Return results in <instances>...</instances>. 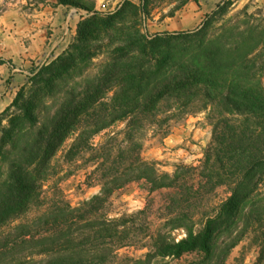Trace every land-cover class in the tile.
<instances>
[{
  "label": "trees",
  "instance_id": "trees-1",
  "mask_svg": "<svg viewBox=\"0 0 264 264\" xmlns=\"http://www.w3.org/2000/svg\"><path fill=\"white\" fill-rule=\"evenodd\" d=\"M57 1L92 12L72 0ZM153 1L142 0L140 8L125 1L107 16L92 12L77 24L67 50L38 68L28 91L18 92L0 114V264H108L109 256L127 246L128 218H107L101 210L115 190L134 180H143L151 191L173 189L170 204L182 205L189 196L222 186L229 195L198 231L186 214H173L171 229L181 228L186 236L171 242L157 232L152 251L129 264H164L188 253L198 257L192 264H225L247 234L258 248L257 264L264 260V18L243 11L242 24L229 23L213 35L203 27L148 36L133 22L139 13L149 16ZM188 1L178 0L172 12ZM225 6L226 1L218 4L212 16L223 15ZM124 19L125 32L117 28ZM102 36L119 45L108 51L101 75L76 82ZM66 81L72 86L65 90ZM198 99L209 108L212 138L198 182L184 193L180 171L193 169L159 173L154 163L141 159L135 137L158 115ZM118 121H125L127 145L110 165L97 166L99 193L78 207L44 195L63 143L76 135L66 154L73 158L89 148L92 136ZM41 207L40 215L27 218Z\"/></svg>",
  "mask_w": 264,
  "mask_h": 264
},
{
  "label": "rangeland",
  "instance_id": "rangeland-1",
  "mask_svg": "<svg viewBox=\"0 0 264 264\" xmlns=\"http://www.w3.org/2000/svg\"><path fill=\"white\" fill-rule=\"evenodd\" d=\"M5 1L1 2L0 0V13L5 6ZM45 1L32 0V2L40 4ZM54 1L58 3L57 0ZM72 1L85 6L92 12H98L102 16L116 13L125 1H130L137 8H140L142 3V0ZM199 1L189 0L180 10L173 13L172 10L178 5V0H154L153 5L149 8V16L139 13L133 24L148 36L161 32L199 31L203 27H206L209 35H213L229 23L242 24L243 18L240 15L243 11L249 14L258 13L264 18V5L254 0H223L227 2L225 13L212 16L214 9L203 20H199L197 16H193L187 11L182 12L187 8V5ZM68 8L76 12L78 23L93 14L79 7L68 6ZM130 21L132 20L128 17L126 24L129 27L133 25L130 24ZM121 25L117 28H122L125 32V19ZM111 32L114 31L108 30V33ZM117 45L119 44L114 39L102 36L99 42L94 44L95 57L83 71V76L78 77L75 81L83 84V78L101 75V69L108 57V51ZM1 61L0 63L3 62ZM39 66L32 70L31 77L41 67ZM262 82L264 85V77ZM5 83L7 84L8 80ZM66 85L67 81L61 87H65L66 90L72 86V82L67 87ZM29 88L30 78L28 83L21 87L17 93L22 90L27 92ZM101 92L104 90L101 89ZM49 103L51 102L49 101ZM3 111H0V114ZM208 114L209 108L206 107L203 100L198 99L187 108L173 107L168 112L158 115L157 120L145 123L143 130H139L135 137V141L141 145L138 150L141 159L154 163L159 173L172 176L179 166L193 169L180 171V184L184 185V193H187L188 184L195 185L198 182L196 173L202 166L205 152L211 143L212 126ZM124 130L125 121L113 123L99 134L92 136L89 140V148L81 151L73 158L66 156L76 139V135L70 136L59 148L53 159V175L50 181L43 185L44 195L51 194L53 197L63 198L71 207H78L98 194L101 188V171L97 169V166L102 161L106 165H110L121 149L127 145L124 143ZM130 159L121 162V170L130 162ZM172 192L173 189L151 191L148 184L143 180H134L112 193L101 210V214L107 218L127 216L129 239L126 241L127 246L118 249L115 258L109 256L110 262L108 264H129L132 260L143 259L147 253L152 251V240L157 232L166 234L171 242H177L184 238L186 236L185 231L181 228L171 229L172 224L168 221L176 212L186 214V220L193 221L194 230L198 231L205 218L213 215L218 209L219 203L229 195V188L222 186L211 193L200 191L198 196L193 199L192 196H189V201L182 202V205L179 202L169 203ZM262 192H264V186ZM184 193L183 199L185 198ZM45 207L32 210L27 218L32 219L40 215ZM131 215L134 216L130 218ZM251 237L252 234H247L231 250L225 264H257L258 248ZM197 258L196 255L188 253L178 258H166L162 263L192 264ZM258 264H264V260Z\"/></svg>",
  "mask_w": 264,
  "mask_h": 264
},
{
  "label": "crops",
  "instance_id": "crops-1",
  "mask_svg": "<svg viewBox=\"0 0 264 264\" xmlns=\"http://www.w3.org/2000/svg\"><path fill=\"white\" fill-rule=\"evenodd\" d=\"M222 1L200 0L182 12L203 20ZM254 1L264 5V0ZM77 17L68 6L54 0L42 4L32 0L5 1L0 13V111L28 83L33 69L67 50L75 38Z\"/></svg>",
  "mask_w": 264,
  "mask_h": 264
}]
</instances>
